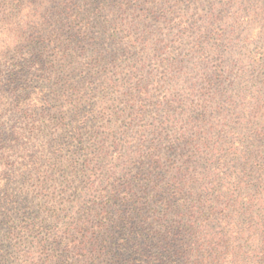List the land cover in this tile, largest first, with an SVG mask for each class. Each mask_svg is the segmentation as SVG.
<instances>
[{"label": "rangeland", "instance_id": "obj_1", "mask_svg": "<svg viewBox=\"0 0 264 264\" xmlns=\"http://www.w3.org/2000/svg\"><path fill=\"white\" fill-rule=\"evenodd\" d=\"M232 1L0 0V236L20 224L25 207L36 212L47 197L66 200L60 176L86 178L84 155L99 156L96 170L103 175L114 143L139 133L143 141L151 138L147 127L163 114L154 107L170 92L165 77L173 69L226 72L215 55L204 64L192 54L202 35L225 28L234 11L242 25L232 30L230 55L223 57L231 60L226 91L236 100L228 127L248 139L256 130L264 139V0ZM235 3L245 8L237 11ZM210 13L220 22L191 29ZM235 55L243 59L239 66ZM183 56L189 60L176 67ZM175 84L187 91L186 83ZM256 146L264 151V140ZM0 248L9 264H21L17 250L4 242Z\"/></svg>", "mask_w": 264, "mask_h": 264}, {"label": "trees", "instance_id": "obj_2", "mask_svg": "<svg viewBox=\"0 0 264 264\" xmlns=\"http://www.w3.org/2000/svg\"><path fill=\"white\" fill-rule=\"evenodd\" d=\"M235 4L237 11L245 8ZM240 16L234 11L231 25L217 32L209 27L220 17L211 13L201 24L191 23V29L209 28L196 43L193 59L208 64L215 55L226 72L204 68L197 75L192 69H173L165 77L170 92L154 107L163 114L147 127L151 138L143 141L139 133L125 135L123 145L114 143L103 175L96 170L99 156L84 155L86 178L73 172L70 179L60 176L66 200L47 197L42 206H34L36 212L25 207L18 226L8 225L0 243L17 250L21 257L16 262L264 264V151L256 146L264 139L256 130L248 139L228 127V110L236 100L226 91L231 60L223 57L230 55L229 37L242 25ZM79 36L77 41L85 39ZM248 39L242 48L247 53ZM186 58L173 62L179 67ZM234 58L233 65L243 62ZM175 81L186 83L187 91L182 94ZM253 100L256 108L259 96ZM145 113L137 111L133 118ZM58 171L53 166L52 172ZM0 264H9L1 248Z\"/></svg>", "mask_w": 264, "mask_h": 264}]
</instances>
